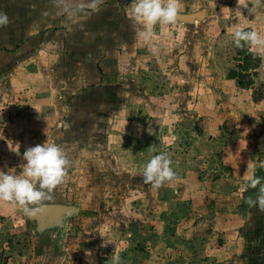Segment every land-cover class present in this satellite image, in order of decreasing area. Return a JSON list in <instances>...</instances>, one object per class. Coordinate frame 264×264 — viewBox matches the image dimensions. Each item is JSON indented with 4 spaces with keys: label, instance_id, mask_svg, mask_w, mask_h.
Here are the masks:
<instances>
[{
    "label": "rangeland",
    "instance_id": "rangeland-1",
    "mask_svg": "<svg viewBox=\"0 0 264 264\" xmlns=\"http://www.w3.org/2000/svg\"><path fill=\"white\" fill-rule=\"evenodd\" d=\"M121 2L117 23L80 41L97 55L123 38L104 67L117 90L76 92L70 59L89 73L95 55L59 56L52 71L37 66L45 57L22 63L35 53L22 33L0 57V170L19 171L29 146L60 144L68 171L40 205L76 209L39 224L0 201V264H264V211L245 203L264 186V46L233 43L237 27L264 37V0H179V15L204 16L157 23L148 40L133 31L132 45L130 0ZM27 21L28 36L46 29ZM160 152L175 175L152 188L143 166ZM250 160L255 188L241 179Z\"/></svg>",
    "mask_w": 264,
    "mask_h": 264
},
{
    "label": "clouds",
    "instance_id": "clouds-1",
    "mask_svg": "<svg viewBox=\"0 0 264 264\" xmlns=\"http://www.w3.org/2000/svg\"><path fill=\"white\" fill-rule=\"evenodd\" d=\"M103 2L104 0H51L57 12L67 19L96 13ZM251 11L254 12L255 9L252 8ZM128 14L136 35L148 40L152 37L153 27L157 23L165 25L177 19L179 0H130ZM8 24V15L0 11V27ZM233 43L237 47L243 44L264 46V37L255 30H241L237 27L233 34ZM152 51L155 53L156 49L153 48ZM22 158L24 162L19 166V171L16 168L0 170V201L14 204L25 214H33L30 205H40L50 199L52 190L62 183L70 161L64 148L48 139L41 144L27 147ZM172 163L167 153L152 155L143 166L144 182L152 188H159L174 177ZM261 166L264 167V162H261ZM241 179L248 188H255L260 183L259 177L254 175L253 160L248 162ZM245 203L249 206L256 205L260 211H264V186L255 199L246 198Z\"/></svg>",
    "mask_w": 264,
    "mask_h": 264
},
{
    "label": "crops",
    "instance_id": "crops-1",
    "mask_svg": "<svg viewBox=\"0 0 264 264\" xmlns=\"http://www.w3.org/2000/svg\"><path fill=\"white\" fill-rule=\"evenodd\" d=\"M193 1L199 6H202L205 2V0ZM105 2L106 1L104 0L100 10L96 13L67 19L65 16L57 12L56 8L51 3V0H0V11L6 13L9 17V24L5 27H0V57H8L7 54L9 52L14 53L13 50L16 46H12V49H10L11 45L9 44V42H11V36L13 34V36L18 39L17 36H20L22 33V37L19 41L26 38L28 39V45H30L28 42L32 41L30 46L33 48V51H35V53L30 54L28 58H24L25 60L22 63L28 61H33L34 63L36 62L35 58L45 57L47 60L38 62L37 66L44 65L48 71H52L56 60L55 58L62 55L90 61L89 57L94 56L96 53L90 49L91 52L85 54V50L89 49V43L81 45L80 41L87 38L90 40L92 37L95 39L101 28H105V26L109 27V25L117 23L119 20L117 17L119 16L120 18V15H122L123 6H121V0H109V2L112 3L110 5L105 4ZM16 17L19 22L23 21V23H20V26L18 23V27H16V24L15 27L11 28L13 20ZM29 17L33 18V23L36 22L42 24L46 29L39 30L37 26L34 25L33 36H28L25 30H27V27L29 26V22L27 21ZM130 30L129 42L131 43L130 45H132L134 40L132 26H130ZM122 39H116L115 37L114 40L112 38L108 40L109 44H111L110 47L103 48L99 54L95 55L93 61L94 68H91L89 73L78 71L77 68H79V64L70 59L71 62L68 63V67L72 68L71 72L73 74H71V76L76 85V92L98 87L95 85H100L99 87H106L111 90H117L115 84L116 80L106 81L108 77L105 75L107 72L104 67H109L113 56L117 59L118 56L125 51L123 49L127 48L128 45H123L118 48L116 47ZM104 41L107 42V39ZM24 45L20 46L23 48L24 52H26L27 49H30V46L24 47ZM77 45L80 46L79 51L75 50L76 47H78ZM1 67L7 69L6 65H1ZM102 74L104 75L102 76ZM102 79L103 82L99 83ZM92 85L94 86L92 87ZM253 206L254 205H252L249 210H252Z\"/></svg>",
    "mask_w": 264,
    "mask_h": 264
},
{
    "label": "water",
    "instance_id": "water-1",
    "mask_svg": "<svg viewBox=\"0 0 264 264\" xmlns=\"http://www.w3.org/2000/svg\"><path fill=\"white\" fill-rule=\"evenodd\" d=\"M204 14H205L204 10H200L192 14H184V15L178 14L177 18L181 22L193 23L197 19H200L201 17H203ZM261 78L262 77L260 75V79ZM256 195L257 194H255L254 196ZM75 210L76 209H74L73 207L69 205L49 203V204H43V205L32 208L33 214H26V215L30 220L35 221L39 224H43L46 222L52 223L53 221H59L63 217H64L63 219H66L67 217L72 216Z\"/></svg>",
    "mask_w": 264,
    "mask_h": 264
},
{
    "label": "trees",
    "instance_id": "trees-1",
    "mask_svg": "<svg viewBox=\"0 0 264 264\" xmlns=\"http://www.w3.org/2000/svg\"><path fill=\"white\" fill-rule=\"evenodd\" d=\"M240 75V73H238V72H230V77L232 78V79H237V80H239V86L240 87H242V88H247L248 86H250L251 85V81H249L248 83H245L244 81H243V79H241L242 78V76L240 77L239 76Z\"/></svg>",
    "mask_w": 264,
    "mask_h": 264
}]
</instances>
